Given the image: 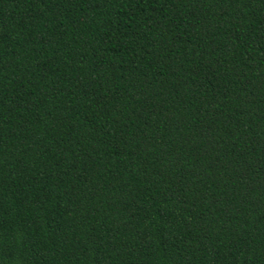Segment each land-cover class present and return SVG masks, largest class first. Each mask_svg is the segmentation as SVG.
Returning <instances> with one entry per match:
<instances>
[{
    "label": "trees",
    "instance_id": "1",
    "mask_svg": "<svg viewBox=\"0 0 264 264\" xmlns=\"http://www.w3.org/2000/svg\"><path fill=\"white\" fill-rule=\"evenodd\" d=\"M0 264H264V0H0Z\"/></svg>",
    "mask_w": 264,
    "mask_h": 264
}]
</instances>
